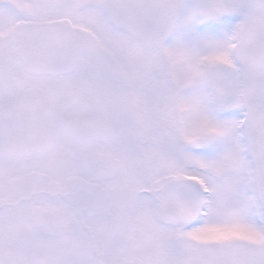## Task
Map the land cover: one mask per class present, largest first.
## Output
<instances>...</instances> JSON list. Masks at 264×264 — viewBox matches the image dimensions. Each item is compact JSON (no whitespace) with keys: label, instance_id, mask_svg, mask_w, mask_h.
I'll return each instance as SVG.
<instances>
[{"label":"snow or ice","instance_id":"6c2138e0","mask_svg":"<svg viewBox=\"0 0 264 264\" xmlns=\"http://www.w3.org/2000/svg\"><path fill=\"white\" fill-rule=\"evenodd\" d=\"M0 264H264V0H0Z\"/></svg>","mask_w":264,"mask_h":264}]
</instances>
